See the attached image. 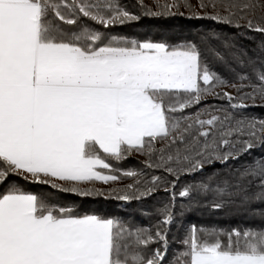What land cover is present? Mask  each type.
Listing matches in <instances>:
<instances>
[{"label":"snow or ice","instance_id":"obj_1","mask_svg":"<svg viewBox=\"0 0 264 264\" xmlns=\"http://www.w3.org/2000/svg\"><path fill=\"white\" fill-rule=\"evenodd\" d=\"M154 3L160 11L136 0L143 15H184L173 11L184 6L264 36V0H198L212 9L203 14L191 0ZM140 18L120 0H0V264H264V210L251 213L261 218L254 227L190 225L175 253L169 239L177 195H210L216 209L264 204V154L252 156L264 150V117L247 112L264 107V39L253 58L228 41L214 44L215 31L177 44L110 31ZM209 97L228 106L185 113ZM133 151L174 179L144 180L143 170L108 162ZM245 155L251 161L226 175L174 191L181 175ZM13 176L82 197L104 195L82 184L129 177L109 195L131 201L163 190L172 199L155 226H135L51 204L9 183Z\"/></svg>","mask_w":264,"mask_h":264},{"label":"trees","instance_id":"obj_2","mask_svg":"<svg viewBox=\"0 0 264 264\" xmlns=\"http://www.w3.org/2000/svg\"><path fill=\"white\" fill-rule=\"evenodd\" d=\"M120 2L126 5L129 11L141 17L138 21L113 26L110 29L112 34L123 35L129 39L166 41L170 44H177L182 41H198L205 33L215 31L219 34V39H214V44L219 46L221 42L228 41L237 48L246 51L247 55L253 58L258 56V42L264 39V36L255 34L250 30L236 29L231 25L208 18L193 17L190 15V9L184 6L179 9H173V11L184 13V15L151 16L142 14V10L136 6V0H120ZM160 2L163 3L164 0H160ZM144 3L149 5L153 11H160L154 0H144ZM191 3L196 6L195 10L201 14L205 11L212 12V9L205 10L200 8L198 0H191ZM244 32H246V35H240V33ZM260 58L264 59V55H261ZM233 67L236 66L233 65ZM218 71L235 82L234 78L225 73L223 69H218ZM237 71H240V69L237 68ZM226 90L235 92L231 87ZM210 106L227 107L228 102L209 97L202 101L201 104L185 110V113H195L197 110ZM247 112L256 117H264V107L250 108ZM262 154H264V150L261 149L252 151V156H260ZM252 156L245 155L240 160L229 161L226 164L216 161L212 165H206L205 169L200 173L181 175L176 181L174 191L178 193L183 186L199 183L205 180L208 174L217 171L222 175H226L229 169L234 170L246 161L250 162ZM145 159V155L133 151L122 161L115 162L109 159L108 162L112 163L121 172L129 169L143 170L145 175L141 179L144 180L150 179L152 176H163L167 181L174 179L172 175L167 174L163 170L146 168L143 163ZM133 182V178L123 177L115 183L105 184L95 181L90 184H82L80 185L81 188H94L104 192V195L82 197L76 193L54 189L50 184L29 183L15 176L11 177L9 181V183H15L21 187L25 192L41 195L51 204L73 207L76 214H98L104 217L119 218L130 225L153 227L162 219L157 210L164 204L169 203L172 198L168 192L163 190L155 192L150 197L131 201L117 200L115 198L117 193L109 195L112 188L123 189L126 185ZM65 186L67 187V185ZM6 188L7 184L0 186V194ZM211 201L212 197L210 195L207 197L197 196L195 199L176 196L173 208L176 216V225L170 227V253L180 250L179 241L185 236L188 227L193 224L205 228L231 229L236 227H254L261 223V218L258 215L253 216L251 213H258L264 210V204L254 202L248 209L236 207L235 205L216 209L210 206ZM156 246L153 245L152 247Z\"/></svg>","mask_w":264,"mask_h":264},{"label":"rangeland","instance_id":"obj_3","mask_svg":"<svg viewBox=\"0 0 264 264\" xmlns=\"http://www.w3.org/2000/svg\"><path fill=\"white\" fill-rule=\"evenodd\" d=\"M228 91V90H227Z\"/></svg>","mask_w":264,"mask_h":264}]
</instances>
